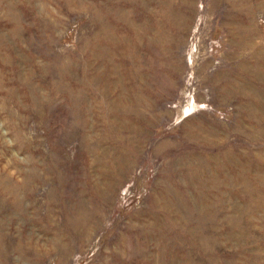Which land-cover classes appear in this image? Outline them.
Instances as JSON below:
<instances>
[{
	"label": "rangeland",
	"instance_id": "rangeland-1",
	"mask_svg": "<svg viewBox=\"0 0 264 264\" xmlns=\"http://www.w3.org/2000/svg\"><path fill=\"white\" fill-rule=\"evenodd\" d=\"M0 264H264V0H0Z\"/></svg>",
	"mask_w": 264,
	"mask_h": 264
},
{
	"label": "bare ground",
	"instance_id": "bare-ground-1",
	"mask_svg": "<svg viewBox=\"0 0 264 264\" xmlns=\"http://www.w3.org/2000/svg\"><path fill=\"white\" fill-rule=\"evenodd\" d=\"M100 2H101V1H100ZM153 6H154V5H153ZM158 7H159V6H158ZM150 8H152V7H150ZM105 9H106V8H105ZM150 10H151V9H150ZM160 10H161V9H160ZM160 10H159V11H160ZM153 11H154V10H153ZM104 14H105V13H104ZM153 19H154V18H153ZM237 21H238V20H237ZM151 22H152V21H151ZM241 22H242V21H241ZM161 23H162V22H161ZM239 24H240V22H239ZM239 24H238V26H239ZM149 25H150V24H149ZM240 25H241V24H240ZM243 26H244V25H243ZM240 27H241V26H240ZM240 27H239V28H240ZM237 28H238V27H237ZM161 36H162V35H161Z\"/></svg>",
	"mask_w": 264,
	"mask_h": 264
}]
</instances>
